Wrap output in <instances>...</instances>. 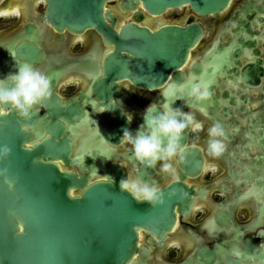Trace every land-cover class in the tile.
<instances>
[{
  "label": "flooded vegetation",
  "instance_id": "flooded-vegetation-1",
  "mask_svg": "<svg viewBox=\"0 0 264 264\" xmlns=\"http://www.w3.org/2000/svg\"><path fill=\"white\" fill-rule=\"evenodd\" d=\"M15 2L0 0V7ZM19 2L20 16L0 19V77L26 61L50 78L52 95L30 112L49 116L55 108L77 117L71 122L74 156L92 165L93 179H121L130 172L161 190L183 185L174 190L178 201L170 228L158 233V239L140 229L139 240L147 250L136 253L137 263L264 264V0H231L210 14L182 6L157 16L140 7L145 14L140 25L159 30L196 23L202 30L184 63L152 88L112 75L106 58L116 46L107 44L98 30L57 29L46 17L45 0ZM122 3L106 5L116 15V33L134 21L135 12H125ZM190 75L205 83L211 96L198 105L207 115L195 112L205 130L185 131L180 142L184 159L176 160L172 179L159 172V164L149 168L137 161L121 138L124 128L135 131L140 126L148 105L162 103L166 83ZM185 102L192 103L185 97L173 106L191 110ZM0 111L11 110L0 106ZM94 116L100 120L91 124ZM214 122L225 129L227 145L217 159L206 151V129ZM209 163L215 172H205ZM148 240H158V246Z\"/></svg>",
  "mask_w": 264,
  "mask_h": 264
},
{
  "label": "water",
  "instance_id": "water-1",
  "mask_svg": "<svg viewBox=\"0 0 264 264\" xmlns=\"http://www.w3.org/2000/svg\"><path fill=\"white\" fill-rule=\"evenodd\" d=\"M45 1L46 17L57 29H96L115 44L106 58L112 75L152 88L184 63L202 30L196 23L159 30L140 25V7L157 16L182 6L210 14L231 0H123L122 9L135 14L120 33L106 6L112 0ZM71 118L77 117L55 108L49 116L0 111V148L10 149L0 155V264L137 263L136 253L147 250L140 229L158 239L172 225L174 190L183 185L161 190L163 203L150 206L121 192L119 178L93 179L92 165L74 156ZM148 242L158 246V240Z\"/></svg>",
  "mask_w": 264,
  "mask_h": 264
},
{
  "label": "clouds",
  "instance_id": "clouds-1",
  "mask_svg": "<svg viewBox=\"0 0 264 264\" xmlns=\"http://www.w3.org/2000/svg\"><path fill=\"white\" fill-rule=\"evenodd\" d=\"M22 4L19 0L6 7H0V19L22 14ZM15 71L0 77V106L10 110L15 109L21 117L29 115L33 106L41 103L52 95L50 78L39 68L29 62L14 65ZM162 103L157 107L154 103L144 111L142 123L135 130L127 127L123 129L121 140L130 145L134 158L149 168H156L159 172L176 178L177 159L183 160L184 147L181 139L188 130L200 133L205 130L203 121L196 118L195 112L200 111L207 115L203 108H198L200 102L210 98L208 86L190 75L184 81H169L161 89ZM187 97L191 104L185 102L189 111L180 106H173L175 101H183ZM151 109V111H150ZM131 123V119L128 118ZM207 154L213 159L220 158L226 151L225 129L219 122H214L206 129ZM10 149L7 146L0 148V155H6ZM205 172H215V165L209 163ZM109 182L114 178L106 176ZM121 192L126 191L137 202H147L150 206L163 203V193L158 184L150 183L139 175L127 172L119 181Z\"/></svg>",
  "mask_w": 264,
  "mask_h": 264
},
{
  "label": "rangeland",
  "instance_id": "rangeland-1",
  "mask_svg": "<svg viewBox=\"0 0 264 264\" xmlns=\"http://www.w3.org/2000/svg\"><path fill=\"white\" fill-rule=\"evenodd\" d=\"M122 21H124V20H122ZM121 21V22H122ZM72 120H74L73 118H71ZM87 119V117H85V118H81L80 119V122H83V121H85ZM100 120V118L98 117V116H94V118H92L91 119V124H93L94 122L93 121H99ZM87 122H89V120H87ZM78 123V122H77ZM72 125H73V123H71ZM76 125V124H75ZM89 156H90V154H89Z\"/></svg>",
  "mask_w": 264,
  "mask_h": 264
}]
</instances>
